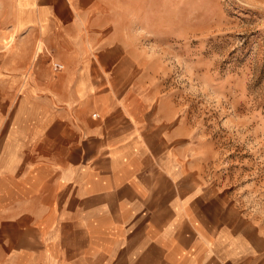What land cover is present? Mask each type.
I'll return each mask as SVG.
<instances>
[{
    "label": "crops",
    "instance_id": "obj_1",
    "mask_svg": "<svg viewBox=\"0 0 264 264\" xmlns=\"http://www.w3.org/2000/svg\"><path fill=\"white\" fill-rule=\"evenodd\" d=\"M95 4L0 0L14 11L0 18V264H264L263 232L222 206L150 104L94 96L118 85L69 43Z\"/></svg>",
    "mask_w": 264,
    "mask_h": 264
},
{
    "label": "rangeland",
    "instance_id": "obj_2",
    "mask_svg": "<svg viewBox=\"0 0 264 264\" xmlns=\"http://www.w3.org/2000/svg\"><path fill=\"white\" fill-rule=\"evenodd\" d=\"M95 2L69 43L90 77L118 85L94 96L129 98L139 112L150 104L152 126L166 125L222 206L264 235V0ZM62 53L49 56L50 68ZM63 63L56 74L72 65Z\"/></svg>",
    "mask_w": 264,
    "mask_h": 264
},
{
    "label": "built area",
    "instance_id": "obj_3",
    "mask_svg": "<svg viewBox=\"0 0 264 264\" xmlns=\"http://www.w3.org/2000/svg\"><path fill=\"white\" fill-rule=\"evenodd\" d=\"M52 68L54 70H58V69H61L62 68V65L60 63H56L55 62V63H53Z\"/></svg>",
    "mask_w": 264,
    "mask_h": 264
}]
</instances>
